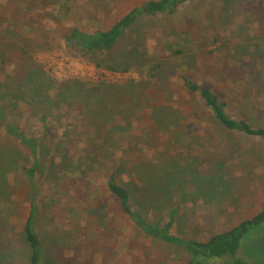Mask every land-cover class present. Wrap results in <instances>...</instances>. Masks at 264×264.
Returning a JSON list of instances; mask_svg holds the SVG:
<instances>
[{
    "label": "rangeland",
    "instance_id": "1",
    "mask_svg": "<svg viewBox=\"0 0 264 264\" xmlns=\"http://www.w3.org/2000/svg\"><path fill=\"white\" fill-rule=\"evenodd\" d=\"M146 1L0 0V264H31L30 215L39 264H187L183 248L133 223L112 177L141 217L191 240L264 208V139L225 129L182 85L208 87L232 117L264 127V0L141 16L104 53L65 44ZM242 253L264 264V226Z\"/></svg>",
    "mask_w": 264,
    "mask_h": 264
},
{
    "label": "trees",
    "instance_id": "2",
    "mask_svg": "<svg viewBox=\"0 0 264 264\" xmlns=\"http://www.w3.org/2000/svg\"><path fill=\"white\" fill-rule=\"evenodd\" d=\"M196 0H148L134 8H131L122 18L107 30L96 32L93 35L82 33L79 29H72L65 36V44L71 48L84 49L94 53H104L111 49L112 45L122 35V32L131 26L141 16H152L159 13H172L178 6L185 3H194ZM93 60V59H92ZM95 66L113 71L117 68L107 63L104 58L93 60ZM183 87L191 94H196L204 102L206 107L215 116L217 121L227 130L237 131L249 137L264 139V127L254 126L244 119L232 117L227 110L228 103L219 97L208 87L200 85L192 79L183 78ZM17 137L27 145L31 152L34 148L31 139L18 133ZM35 166L28 170L29 180L33 181ZM108 190L115 196L122 209L129 215L133 223L146 235L183 248L189 255L187 264H211L217 259L227 264H262L252 260L250 255H243L242 249L246 243L252 240L259 228L264 226V208L254 216L240 221L233 227L218 232L205 241L191 240L176 235L171 231V224L151 223L141 217L130 207V194L122 185L118 184L114 177L108 183ZM33 217L30 215L24 224V233L30 248V263L39 264L41 258V242L33 229ZM248 253V252H247Z\"/></svg>",
    "mask_w": 264,
    "mask_h": 264
}]
</instances>
